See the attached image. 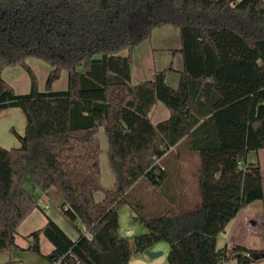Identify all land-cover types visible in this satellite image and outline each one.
Segmentation results:
<instances>
[{
  "label": "trees",
  "instance_id": "1",
  "mask_svg": "<svg viewBox=\"0 0 264 264\" xmlns=\"http://www.w3.org/2000/svg\"><path fill=\"white\" fill-rule=\"evenodd\" d=\"M164 25L179 29L178 87L167 83L166 70L131 84L133 50ZM30 57L53 67L45 91ZM17 66L30 76L27 94L2 76ZM63 70L68 86L55 91ZM157 102L170 114L154 124ZM10 107L22 110L26 126L24 135L13 130L19 147L0 145V253L17 247L18 227L39 208L23 186L28 177L42 193L55 188L67 219L92 236L81 227L73 239L48 217L26 238L41 255L40 237L48 239L53 264H128L131 245L119 234L125 204L147 229L134 237L136 250L166 241L169 264L264 258V250L238 245L217 249L229 222L264 200L262 169L248 160L264 149V0H0V112ZM101 129L114 184L99 201ZM173 148L198 155L201 202L188 210L175 195L164 211L144 214L130 193L142 180H166L160 160Z\"/></svg>",
  "mask_w": 264,
  "mask_h": 264
},
{
  "label": "rangeland",
  "instance_id": "2",
  "mask_svg": "<svg viewBox=\"0 0 264 264\" xmlns=\"http://www.w3.org/2000/svg\"><path fill=\"white\" fill-rule=\"evenodd\" d=\"M166 28H174L178 32V29L174 26H166ZM175 40L179 42V35H176L174 38V43ZM139 50L141 52L139 60L143 68L140 70L144 73V75H147L145 73H149V71L153 69L154 65L160 64L162 56H159L157 52H155L152 57L149 42L141 45ZM28 63L37 76L39 90L45 91L46 81L53 67L47 62L35 57H30L28 59ZM181 63L182 58L177 55L175 64L179 65ZM2 76L4 80H6L14 88L17 94H27L30 92L31 79L28 72L24 68L20 66L6 68L3 71ZM67 86L68 73L63 70L60 78L54 82L52 89L60 91L65 90ZM159 105L163 108L164 114L162 111V113L158 112L156 115H152L150 118L152 121H158L162 117H166L168 113L166 105L161 102ZM25 126L26 117L19 107L6 108V110L0 115V145L7 149L19 147L20 142L13 130L17 134L24 135ZM98 135L101 140L100 160L102 170V189L95 193V197L100 201L103 199L105 191L113 187L114 175L108 163V141L104 130L101 129ZM255 152L256 151L251 152L250 158L254 155L257 157ZM181 155H183V151H181ZM170 156L174 157V153ZM195 156L196 157L192 159V161H188L187 163L190 167H184L183 170H179V173L176 172L175 169L171 170L167 168V178L166 180L160 182L158 186H151L147 180H142L137 183L130 193V201L136 205V209L142 208L141 211L148 215H154L164 211L167 206L172 205L173 202L175 203L172 197L176 199L175 192L178 189L179 184L182 182L183 176H186L189 179L191 178V191L193 193L192 197L195 203L184 206L188 210H195L201 202L198 179L195 172L199 166V158L197 154H195ZM255 161H257L260 165L264 176V150L259 152L258 158ZM181 162L182 161H180V163ZM23 186L31 195L35 197H39L44 194L28 177L25 178ZM51 196V199L55 202L54 205L57 206V203L60 205V198H57L54 194ZM41 202L42 205L45 206L46 203L42 200ZM136 213V210L130 204L123 205L119 212V234L120 236L127 238L131 245V258L128 264H169L168 256L171 248L170 244L166 241L158 242L149 248L152 252H161V254L157 257H150L146 251L139 252L136 250L134 246V237L147 231L146 227L135 219ZM24 229L26 228H23L22 230ZM127 230L129 232H126ZM235 245L254 251L264 250V200L255 201L242 209L238 215L231 222H229L225 230L218 235L217 249L225 247L230 248ZM231 261L234 264L237 263L236 258L231 259ZM251 264H264V258L258 260L254 259Z\"/></svg>",
  "mask_w": 264,
  "mask_h": 264
},
{
  "label": "crops",
  "instance_id": "3",
  "mask_svg": "<svg viewBox=\"0 0 264 264\" xmlns=\"http://www.w3.org/2000/svg\"><path fill=\"white\" fill-rule=\"evenodd\" d=\"M166 26L172 25H164L163 27H158L153 30L151 38L145 40L140 45H138L132 52V64H131V84H137L144 80L152 79L154 76L155 71L157 70H166V81L167 83L172 86L173 88H177L180 82L181 71L183 70V57L180 53L181 49V41H180V34L179 29L178 32L174 28H166ZM176 35H179V42L174 38ZM173 40V42H172ZM150 45V51L153 54L157 52V54L161 57L160 64L154 65L153 69L149 71V73H145L144 75L140 69H143L139 60L141 52L139 50L140 46L144 43H148ZM177 42V43H176ZM128 50H124L122 55H128ZM181 56L182 63L179 65L175 64L176 57ZM154 64V63H153ZM160 102H157L149 113V117L151 118L152 115H156L158 112L163 111V108L159 105ZM6 109L0 112V115ZM167 113V112H166ZM165 113V114H166ZM169 110L166 117H162L158 121H152L154 124L166 119L169 117ZM264 149H260L255 152V155L250 158L251 152L248 154L249 162L257 163L255 161L258 158L259 152ZM108 152V151H107ZM174 153V157L170 156ZM195 153L186 151L183 155L176 152V149L173 148L168 154L163 157L160 161H166L167 167L171 170H174L179 173V170H183L184 167H190L187 165L188 161H192L194 159ZM181 159V160H180ZM180 161H182L180 163ZM180 165L178 166V164ZM190 164V162H189ZM184 165V166H182ZM196 172V171H195ZM263 183H264V176H263ZM180 188V189H179ZM192 183L191 178L189 179L186 176H183L182 182L179 184L178 189L175 192V195L186 204H193L195 203L193 200V193L191 191ZM42 196H39L38 204L39 208L34 209L26 219L21 223L18 227L17 236H16V244L17 247L13 248L9 252L0 253V264H5L9 261L15 262V264H53L46 256L49 255L53 251V245L51 242L46 239L44 236L41 235L40 237V247H41V254H38L34 251L29 250V246L31 244V239L26 238L27 235L32 233L35 230L42 228L48 221V217L53 219L71 238L77 239L81 232V227H83L80 223L74 224L70 222L67 217L64 215L63 211L60 209L58 203L55 206V202L51 199V195L57 196L59 198V193L55 188H52L46 192H43ZM192 199V201H191ZM42 201L46 204L45 206L42 205ZM53 204V205H52ZM46 206L48 208H46ZM23 228H26L22 230ZM83 231V228H82ZM126 232H129L128 230Z\"/></svg>",
  "mask_w": 264,
  "mask_h": 264
},
{
  "label": "built area",
  "instance_id": "4",
  "mask_svg": "<svg viewBox=\"0 0 264 264\" xmlns=\"http://www.w3.org/2000/svg\"><path fill=\"white\" fill-rule=\"evenodd\" d=\"M46 208H48V207L46 206ZM82 228H83V232H84L86 235H88V238H89V239H91L92 236H91V234L89 233V231H88L84 226H83ZM224 264H234V263H232V261L229 260V261H225Z\"/></svg>",
  "mask_w": 264,
  "mask_h": 264
},
{
  "label": "water",
  "instance_id": "5",
  "mask_svg": "<svg viewBox=\"0 0 264 264\" xmlns=\"http://www.w3.org/2000/svg\"><path fill=\"white\" fill-rule=\"evenodd\" d=\"M146 253L150 256V257H157L161 254V252H152L149 249L146 250Z\"/></svg>",
  "mask_w": 264,
  "mask_h": 264
}]
</instances>
